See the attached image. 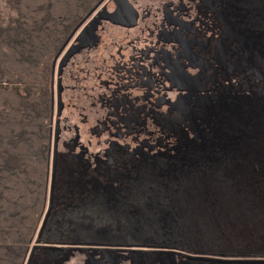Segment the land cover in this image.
Returning <instances> with one entry per match:
<instances>
[{
	"label": "trees",
	"instance_id": "1",
	"mask_svg": "<svg viewBox=\"0 0 264 264\" xmlns=\"http://www.w3.org/2000/svg\"><path fill=\"white\" fill-rule=\"evenodd\" d=\"M101 1L12 0L16 18L10 25L0 26V264H28L34 249L40 254L32 264H46L47 260L67 264L72 257L65 259L64 255L69 253L92 258L90 264H115V255H130L136 264H152L156 261L151 255L159 248H169L165 243L182 248L184 255H172L186 256L184 259L194 264L199 261L192 257H203V263L216 261L211 258H264V139L258 124L264 119V105L252 93L256 97L253 108L258 109L252 114L251 129L259 140L238 135L217 140L201 134V115L203 111L210 113L214 106L213 94L203 93L207 89L203 86L206 71L200 64L197 68L203 71L194 76L173 75V82L187 79V86L172 95V136H165V124L156 126L155 153L165 158L161 152L171 151V189L167 192L155 180L158 177L162 182L164 171L149 164L151 169L132 173L136 179L124 191L136 211L106 204L102 199L57 208L56 198L47 219L53 183L52 146L59 120L58 75L55 72L53 76V65L72 33ZM236 51L235 69L252 70L238 91L259 87L264 79L262 60L242 45L236 44ZM245 55L249 59L242 61ZM192 57L200 58L197 54ZM172 71H176L174 66ZM91 79L95 80L92 86L101 90L131 85L114 76L101 84L97 78ZM80 82L68 97L72 116L84 119L88 109L96 116L120 107L109 129L112 150L113 139L133 125L118 121L130 118L128 103L133 105L130 99L135 95L109 92L106 100L99 96L88 102ZM258 96L264 98V93L259 90ZM62 118L67 122L65 112ZM190 136L195 141L201 139L200 149L185 152L190 146L196 147ZM65 152L59 154L65 172L70 171L63 174L64 181L72 182L73 194L85 193L84 184L76 187L71 171H77L85 161L81 156L73 159L72 153L70 157L68 148ZM111 161H104L102 168L115 173ZM116 174L120 179L126 175ZM93 188L98 190L95 185Z\"/></svg>",
	"mask_w": 264,
	"mask_h": 264
},
{
	"label": "flooded vegetation",
	"instance_id": "2",
	"mask_svg": "<svg viewBox=\"0 0 264 264\" xmlns=\"http://www.w3.org/2000/svg\"><path fill=\"white\" fill-rule=\"evenodd\" d=\"M110 1H104V4L77 32L58 59L56 72L58 78L61 77L64 110L62 116L59 117L56 128V132L57 129L59 131V144L55 175V141L52 146V173L55 188L53 197L51 192V207L47 217H50L52 213L56 198L59 199L57 208H67L70 204L79 201L102 199L106 204L112 203L114 206L124 207L126 211H136L127 202L124 191L129 190L132 179H136L135 176L132 177V173L138 174L142 168L151 169L148 167L149 164L157 165L161 171H164L160 175L162 182L159 181L158 177H155V180L167 192L171 189V151L161 152V155L165 154V158L158 156L157 152L155 153L154 143L158 137L156 126L160 127L158 125L165 124L167 129L165 136H172L174 113L173 108H171L172 95L179 91L178 88L187 86V79L180 82L176 78L173 82V75L175 77L181 75L182 78L194 76L199 71H203L200 67V70L197 68V64L205 68L204 82L198 80L205 83L203 86L207 88L203 93H207L208 96L213 94L212 104L214 106L210 113L203 111L201 115V134L204 132L209 138L217 140H223L224 138L230 140V135H238L246 139H260V136L253 133L251 129L254 125L252 114L254 110L257 111L258 109V107L253 108L256 97L252 93L264 105L262 100L264 98L258 96L259 90L264 93V79L259 87H251L250 90L239 92L238 89L244 87L248 80L247 76L252 74V70L235 69V66L237 61L236 44H238L245 47L246 52L253 51L262 60L261 70L263 69L262 75L264 77V12L253 15L252 7L246 5L247 0H144V3L143 0H130L134 7L133 15L137 19L136 26L126 29L107 22L99 46L93 50L90 47L82 48L78 54L71 58L68 66L60 73V65L69 49L84 28ZM109 28L123 30V32L116 34L114 31H110ZM195 54L200 58L197 60L193 58L192 56ZM118 57L126 65L134 68L131 73L132 76L123 77L125 72L122 69L123 65L117 63ZM248 59L249 55H245L242 61ZM109 61L114 70L117 71L116 73L110 72ZM173 66L176 69L175 72L172 71ZM106 72L109 73L106 74ZM81 73L83 76H80ZM113 75L118 81H129L131 85L127 87L119 85L118 89L113 87L104 90L94 88L96 92H92L105 100L109 92L112 94L121 92L134 94L135 97L130 99L133 100V105L128 103L130 118L125 121H118L128 125L133 123V125L125 134H119L121 135L120 138L113 139L115 145H113L112 150H110V141L113 137L110 138V134L105 132L104 135L106 136L103 140L97 141V145L102 146L92 154L84 142L81 141L82 127L85 125L84 119L65 114V118L75 119L77 123H68L64 129L61 128V118L66 112V105L71 106L69 110H72L71 103H65L64 100L78 87L79 81L82 82H80L82 85L79 86L87 96L90 92L88 89L93 87L91 78H97L101 84ZM211 76L212 79H210ZM174 83H180V85ZM115 110L119 112L120 107H115ZM90 113V118L96 121L94 110L90 109ZM106 114L108 116L114 115L111 111H107ZM204 115L206 116L203 118ZM104 121L108 123L110 120L105 117ZM258 124L260 125L259 132L264 139V119L262 123L259 121ZM261 124L263 125L262 128ZM63 131L67 133V136L64 135ZM104 131H109V129L105 128ZM75 138H79V142H76ZM190 140L195 141L192 136L189 137ZM95 143L96 141L93 140L92 144L95 145ZM143 143L145 145L140 148V144ZM195 143L196 147L190 146L185 152L200 149L201 139L197 138ZM66 148L70 150V157L72 153L74 155L73 159L81 156V160L85 161L77 171L71 170L76 187L84 184L85 193L80 194L77 192L73 194L72 182L64 181L63 174L68 175L70 171L65 172L66 165L59 159V154H65ZM216 152L219 153L217 150ZM227 152L228 150L224 154L226 155ZM146 154L149 156L144 159L143 156ZM108 158L112 159L111 167L118 173H126L125 177L120 179L116 172L110 173V170L102 168L103 162L107 161ZM86 163L88 164L87 167H85ZM58 174L60 177L57 180ZM56 181L59 184L58 193L56 192ZM92 184L97 186V191H94V185L92 186ZM165 245L169 248H156L158 253L151 255L156 261L152 264H194L184 259L186 256H181V258L172 255L175 253L184 255L182 248L170 246L166 243ZM38 254H40V251L34 249L31 252L28 264H32ZM121 254L126 253L122 252ZM68 255L72 258L67 264H90L93 261L92 258L89 260L85 256L77 254L78 258L72 253L65 254L64 258L69 259L67 258ZM244 257L246 256L239 257V259L211 258L216 260L211 263H203V257L189 258L199 261L198 264H264V258ZM80 258L84 260L81 262ZM114 259H116L115 264H136L134 258L130 255H126L124 258L115 255ZM46 264L56 263H49L47 260Z\"/></svg>",
	"mask_w": 264,
	"mask_h": 264
},
{
	"label": "water",
	"instance_id": "3",
	"mask_svg": "<svg viewBox=\"0 0 264 264\" xmlns=\"http://www.w3.org/2000/svg\"><path fill=\"white\" fill-rule=\"evenodd\" d=\"M105 0H102L90 13L89 15L78 25L75 31L72 33L71 37L65 43L60 55L65 51L69 43L72 41L77 32L87 23V21L93 16V14L99 9ZM134 7L131 4L130 0H111L108 5L102 9L90 23L84 28L81 32L75 43L67 52V55L63 58L60 65V73L68 66L71 58L78 54L82 48L90 47L91 50L97 48L102 42V38L105 32V24L107 22L130 29L136 26V16L133 15ZM59 55V56H60ZM58 56V58H59ZM58 58L55 60L53 65V76L55 75L57 69ZM63 87L61 83V77L58 78L57 85V97H58V116L61 117L64 110L63 102ZM55 141V160H54V175L56 173L57 166V153H58V144H59V131L57 129ZM55 180L53 179L52 186V197L55 188ZM49 217H47L48 219Z\"/></svg>",
	"mask_w": 264,
	"mask_h": 264
},
{
	"label": "rangeland",
	"instance_id": "4",
	"mask_svg": "<svg viewBox=\"0 0 264 264\" xmlns=\"http://www.w3.org/2000/svg\"><path fill=\"white\" fill-rule=\"evenodd\" d=\"M142 2L144 3V0ZM146 5L150 6L151 4H146ZM246 5H249V6L252 7L251 10L253 12V15H255V14L259 13V12H264V0H247V4ZM0 18H1V20H0V26L1 27H5L7 25H10L11 22L16 18V11L12 7V0H0ZM109 30L110 31H114L116 34H121L123 32V30H118V29H114V28H112V29L109 28ZM141 54H143V53H141ZM117 63H120V64L123 65L122 69H124V72H125V74L123 75L124 78H128V76H131V72L134 69L133 67H129L128 65H126L124 63V61L120 59V57H118ZM109 64L111 66V71L110 72L116 73L117 71L114 70V67L111 65L110 61H109ZM107 73H109V72H106V74ZM80 76H83V74L81 73ZM94 83H95V80L92 79V84H94ZM88 90H90V92L87 94V97H88L87 101L91 102L95 98H97L98 95L93 93V92H96L94 87L89 88ZM69 96L70 95H68L67 99L64 100L65 103L71 101L68 98ZM70 107L71 106H67V105L65 107V108H67L65 114H67L69 116H71V110H69ZM107 111L113 112L114 115L113 116H108L106 114ZM107 111L96 113V116H95L96 117V121H94V120H92V118H90L91 117V115H90L91 113H90L89 109L86 112L87 117L84 116L85 125H84V127H82L83 135L81 137V141L84 142V144L88 147L89 151L92 154H94V152H96L98 150V148L102 146V145H97V141L98 140H103V138L106 136V135H104L105 132L109 133V131H104V129L105 128L110 129V127H113V124H115L116 118L118 117V114L114 110V107L108 109ZM82 113H84V112L82 111ZM105 117L109 118L110 121L108 123H106L104 121ZM65 119L68 122H65L64 119L61 118V128L62 129H64L65 126L68 123H74V124L77 123L75 119H71V118H65ZM74 126H76V125H74ZM93 140L96 141L95 145L92 144Z\"/></svg>",
	"mask_w": 264,
	"mask_h": 264
},
{
	"label": "bare ground",
	"instance_id": "5",
	"mask_svg": "<svg viewBox=\"0 0 264 264\" xmlns=\"http://www.w3.org/2000/svg\"><path fill=\"white\" fill-rule=\"evenodd\" d=\"M53 74V73H52Z\"/></svg>",
	"mask_w": 264,
	"mask_h": 264
}]
</instances>
